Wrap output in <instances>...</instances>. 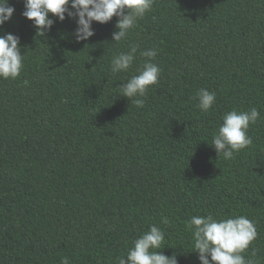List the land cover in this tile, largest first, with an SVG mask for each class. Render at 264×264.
<instances>
[{"label": "trees", "instance_id": "trees-1", "mask_svg": "<svg viewBox=\"0 0 264 264\" xmlns=\"http://www.w3.org/2000/svg\"><path fill=\"white\" fill-rule=\"evenodd\" d=\"M9 4L0 35L19 37L24 67L0 79V264H118L153 224L166 256L200 264L188 222L209 214L251 220L243 255L264 264V0H154L118 43L116 17L77 43L74 20L39 37L23 0ZM130 44L133 66L111 73ZM153 48L162 71L139 108L120 86ZM201 88L216 94L206 113ZM251 107L253 143L218 156L223 116Z\"/></svg>", "mask_w": 264, "mask_h": 264}, {"label": "clouds", "instance_id": "clouds-1", "mask_svg": "<svg viewBox=\"0 0 264 264\" xmlns=\"http://www.w3.org/2000/svg\"><path fill=\"white\" fill-rule=\"evenodd\" d=\"M23 3L22 15L32 21L37 29L36 36L45 37L55 23L52 17L60 22L68 18L76 23L73 36L79 43L95 35L93 22L107 24L116 17L117 30L112 33V40L118 43L126 40L138 21L151 11L154 0H23ZM14 12L9 0H0V29L11 20ZM157 51L155 48L140 50V56L145 58L142 67L137 69L138 74L120 86V95L139 108L144 106L150 88L159 83L162 70L153 62ZM137 52L138 45L130 44L128 51L115 55L110 62L111 73L129 71ZM23 60L19 37L8 32L0 35V79L18 78L24 67ZM197 99V107L206 113L215 104L216 94L201 88ZM258 119L260 112L256 107L227 112L211 142L217 155L230 160L235 153L248 148L253 143L248 135L250 125H255ZM161 223L166 225L169 221L162 218ZM188 227L193 235V250L190 252L198 254L200 264H256L243 255L258 236L255 224L246 216L221 219L211 214L193 216ZM164 240V231L155 224L151 225L132 242L126 256L117 258L118 264H178L175 253L166 256L161 251L165 247ZM63 264H68L67 258Z\"/></svg>", "mask_w": 264, "mask_h": 264}]
</instances>
